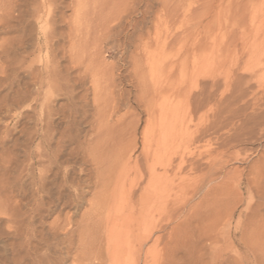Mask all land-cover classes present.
<instances>
[{
    "label": "rangeland",
    "instance_id": "obj_1",
    "mask_svg": "<svg viewBox=\"0 0 264 264\" xmlns=\"http://www.w3.org/2000/svg\"><path fill=\"white\" fill-rule=\"evenodd\" d=\"M29 1L12 0L22 11ZM55 7L57 25L42 11L38 24L26 26L25 40L44 42L32 57L38 67L57 56L63 89L27 103L8 128L12 137L49 131L52 148L66 141L71 177L86 182L74 219L100 201V187L113 175L122 181L110 189L117 195L112 219L130 213L124 196L131 185L163 200L151 208L148 245L142 229L124 238L127 229L115 227L111 235L124 240L109 248L124 253L120 264H264V135L256 125L264 113L256 106L264 103V0H62ZM189 92L200 98L197 111ZM193 154L200 171L180 172V156ZM157 170L168 182L179 180L174 187L148 182ZM57 218H44L39 230L47 233ZM74 257L65 264H80Z\"/></svg>",
    "mask_w": 264,
    "mask_h": 264
},
{
    "label": "bare ground",
    "instance_id": "obj_2",
    "mask_svg": "<svg viewBox=\"0 0 264 264\" xmlns=\"http://www.w3.org/2000/svg\"><path fill=\"white\" fill-rule=\"evenodd\" d=\"M38 2L37 0H30L28 3L29 7H27L28 9L22 11L12 0H0V264H65L66 258L69 255L73 257L75 255L74 261L80 264H86L88 261L92 263L97 261L96 264H106L104 263L106 255L110 256L113 264H120L123 260L124 253H117V250H111L110 248H115V246L119 245L126 237L136 236L139 229H142L145 233L142 237L143 244L148 245L151 240L149 224L151 208L154 203L163 202L162 197L158 196L159 194L157 195V193L153 196L150 191H148L147 185V187L145 186L147 190L145 188L144 190L146 191L139 193L138 184L136 185L133 183L137 187L136 188L134 185H131L129 181L131 186L129 184L128 186L131 188L129 192L128 190L126 191V193H128L124 196V201H126L127 204H129V208H131L130 213L122 219V222L117 218L112 219L113 214L110 212L111 206L113 207L115 201H117V195L115 196L113 193L110 194V189L113 184L119 182V179L118 177L116 179L112 178L114 176L112 175L111 177V174H108L110 176H107L109 177V181L105 182L100 187L101 192H103L101 193L100 201L96 204H89L90 212L83 213L80 217V221H78L74 218L76 215L79 216L77 213L84 203L86 191L83 186L86 182L82 180L76 181L71 177L74 158L72 156L73 154H69L68 157L64 155V149L67 147L65 146L66 141H60L56 144V147L52 148L51 143L53 139L52 134L50 133V135L48 133L49 131H46L47 133H41L37 130L36 134L28 137L21 131V136L17 137L15 135L16 137H12L8 128V120L12 119V116L15 117L17 114L22 115L27 103H36L40 101L43 94L49 96L53 90L56 94L63 89L60 77H63V79H65V77L61 75L63 73L62 70H59L56 66L55 61L57 56L55 55L53 62L43 67H38V64L36 61L32 60V57L37 51L42 50L44 42L37 36L35 40L33 39L34 41H29L31 43L27 46L25 40L26 26L31 23L30 21L32 20L34 24H38L42 11L47 12V14L49 13V20H51L52 24L54 23V25H57V20L55 19L56 17L54 18L53 12L54 8H56L55 6H58V3H62V0H46V2L41 3L40 6ZM81 11L83 10L80 8L77 10V18L81 16ZM31 30L34 31V29ZM53 33L54 31L52 34ZM46 42L47 41H45V47L49 50L50 44ZM51 46H53V44ZM52 52H55V50H52ZM238 79L239 77L234 78L232 84ZM251 80L252 79H250V81ZM241 82L240 84H242ZM237 83L239 82L237 81L236 84ZM194 84L195 87L198 86V82H194ZM63 91H65L68 96L72 93L67 89ZM189 97H191L193 101L198 99L197 95L191 94ZM199 99L198 101H200ZM261 101L263 102V100H260V102ZM262 102L261 104H256V106L263 108L264 103ZM199 103L197 101L194 103V109L198 107ZM69 117H71V115ZM256 125L261 127L260 133L264 135L263 111ZM200 131L201 130H199L197 136L202 133H200ZM63 137L64 136H62V140ZM71 140L72 138H69L68 142H72ZM193 140L194 144L197 145V142H199L198 137H195ZM36 141L38 144L36 145L37 148L35 147V151L38 148L39 151L34 152L32 149ZM43 144H46V146ZM42 145L45 149H40L43 147ZM197 149L198 148H196V150L193 149L194 151L192 153L198 151ZM195 154H193L191 158H187L186 155L180 156V164L178 166L180 172L189 170V172L197 173L200 171L201 166ZM93 156L94 155L91 157L92 161H95L96 157L94 158ZM169 157L168 159H170ZM93 158L95 160H93ZM98 159L100 158L98 157ZM175 161L174 163H176V166L177 162ZM130 162L132 163L131 159ZM130 162H128V166ZM88 165L89 164H87V166ZM136 165V167H138V164ZM91 166H93V164ZM211 167H213V165ZM98 169H101V167ZM101 171L103 170L101 169ZM139 171L138 174L140 175ZM160 171L157 170V174L155 173L156 170L155 172L149 171V176H147L148 179H146V177L145 179L148 180V182L154 179L156 181L157 179L160 181V184L166 182L172 185L175 184V181L179 180L178 177L175 176L173 179L170 178L171 180L168 182L167 179L169 176L166 181L164 179L166 175L161 174L163 171ZM127 177L126 179H129ZM140 178L143 179L144 176ZM141 182L144 181L142 180ZM88 184H90V182ZM98 184L95 186L96 189L99 186ZM162 194L164 195V193ZM66 210H71L73 213L71 215L69 212L65 214ZM53 213H58V218L55 221L56 223L53 224L54 226L50 227L47 233L40 231V226L42 227V225H44V218ZM112 225L114 227H112ZM118 226L127 229L124 238H121L119 235H111L112 232H116L115 227ZM105 232H108L109 235H105ZM129 241L133 240L129 239ZM129 241L125 240V242ZM133 244H135V242ZM135 245L138 244L136 243ZM132 254L131 252V255ZM62 255H66L67 257L65 258Z\"/></svg>",
    "mask_w": 264,
    "mask_h": 264
}]
</instances>
